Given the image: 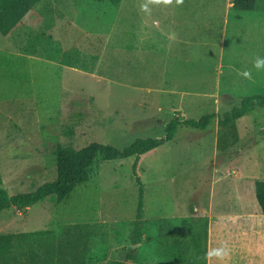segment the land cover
Listing matches in <instances>:
<instances>
[{
    "label": "rangeland",
    "instance_id": "rangeland-1",
    "mask_svg": "<svg viewBox=\"0 0 264 264\" xmlns=\"http://www.w3.org/2000/svg\"><path fill=\"white\" fill-rule=\"evenodd\" d=\"M258 5L254 12L237 11L246 22L230 26L224 67L214 73L220 77L183 86L160 77L158 55L126 46L124 0L117 8L107 1L42 0L9 37L0 38L21 47L46 30L62 50L98 59L85 71L0 43V187L15 195L53 180L58 144L81 148L98 141L123 148L137 138L164 137L174 117L229 115L243 98L264 94V70L253 67L256 57H264V0ZM245 70L250 79L241 75ZM134 161L101 162L96 175L61 203L51 195L28 208L0 211V234L52 230L17 242L18 250L41 251L39 264H140L142 252L155 253L167 225L172 234L170 218H204L213 179L218 191L221 184L237 188L264 179V107L255 104L226 128L217 117L205 130L181 125L171 141L140 157L145 206L137 244ZM131 254L136 258L129 261Z\"/></svg>",
    "mask_w": 264,
    "mask_h": 264
},
{
    "label": "crops",
    "instance_id": "crops-1",
    "mask_svg": "<svg viewBox=\"0 0 264 264\" xmlns=\"http://www.w3.org/2000/svg\"><path fill=\"white\" fill-rule=\"evenodd\" d=\"M124 1L126 46L158 55L163 62L158 67L160 77L182 80L183 86H191L190 80L220 77L214 73L224 67L230 26L238 20L246 22L237 14L243 10L235 9L233 0H182L179 4L157 0L150 5L145 0ZM145 6L152 13L149 19L144 16ZM3 39V48L21 52L9 38ZM216 180L211 183L204 218H170L174 235L171 252L167 225V235L158 237L155 253L154 249L142 252L140 264H264V213L256 198L255 182L238 184L237 188L221 184L218 191ZM229 199L235 203L232 207ZM127 258L136 257L131 254Z\"/></svg>",
    "mask_w": 264,
    "mask_h": 264
},
{
    "label": "trees",
    "instance_id": "trees-1",
    "mask_svg": "<svg viewBox=\"0 0 264 264\" xmlns=\"http://www.w3.org/2000/svg\"><path fill=\"white\" fill-rule=\"evenodd\" d=\"M42 0H0V32L9 36L11 32L24 22L28 15ZM107 1L117 8L123 0H95ZM258 6V0H233V7L237 10L252 11ZM51 28V26H50ZM21 53L35 57H57L62 65L89 70L94 66L97 56L84 57L78 49L63 51L58 45L54 35L46 30L38 31L20 48ZM259 104L264 107V94H255L242 99L240 107L234 108L229 115L222 113H208L199 119L172 118L165 130L164 137L137 138L133 143L123 148L112 144L93 141L88 145L75 148L71 145L58 144L53 150L55 156V178L43 183L35 190L26 193L10 195L6 189L0 187V211L11 207L28 208L36 205L48 196L53 195L56 202L66 200L73 190L80 184L90 181L97 173L99 164L103 161L122 160L135 156L133 173L139 187V202L135 217V232L133 242H140L144 224V196L145 190L141 178L138 176V164L142 155L151 152L165 142L171 141L181 125L199 130L208 128L214 118H218L220 128L230 126L236 119L246 115L252 106ZM255 193L258 203L264 213V179L255 181ZM74 227H78L75 225ZM52 233V230L35 231L27 233L0 234V264H39L42 258L41 251L32 248L18 250L17 242L30 235ZM66 237H71L69 231ZM168 244L171 252L173 234L169 235ZM171 238V239H170ZM63 251V250H62ZM61 253V252H60ZM47 256L45 259H48ZM43 259V258H42ZM68 262H62L67 264Z\"/></svg>",
    "mask_w": 264,
    "mask_h": 264
},
{
    "label": "clouds",
    "instance_id": "clouds-1",
    "mask_svg": "<svg viewBox=\"0 0 264 264\" xmlns=\"http://www.w3.org/2000/svg\"><path fill=\"white\" fill-rule=\"evenodd\" d=\"M164 2L170 3L171 0H164ZM176 2L179 4V3H182V0H176ZM253 67L258 71L264 70V57H260V56L256 57L253 61ZM241 75L244 76L245 78H248V79L251 78V73H250V71H247V70L242 72ZM210 255H211V253H210Z\"/></svg>",
    "mask_w": 264,
    "mask_h": 264
}]
</instances>
